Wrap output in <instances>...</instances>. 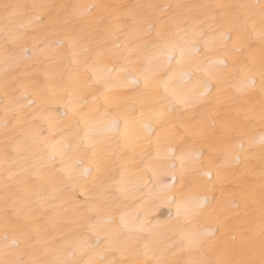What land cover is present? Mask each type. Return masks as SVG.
<instances>
[{"label": "snow or ice", "instance_id": "snow-or-ice-1", "mask_svg": "<svg viewBox=\"0 0 264 264\" xmlns=\"http://www.w3.org/2000/svg\"><path fill=\"white\" fill-rule=\"evenodd\" d=\"M0 65V264H264V0H0Z\"/></svg>", "mask_w": 264, "mask_h": 264}, {"label": "bare ground", "instance_id": "bare-ground-1", "mask_svg": "<svg viewBox=\"0 0 264 264\" xmlns=\"http://www.w3.org/2000/svg\"><path fill=\"white\" fill-rule=\"evenodd\" d=\"M26 3H32V2H41V0H24ZM44 2H65V3H76V2H85V3H188V2H196V3H241V2H255V0H44ZM103 63L111 66L110 61L104 57ZM3 71L2 65H0V72ZM177 89L184 94V98L189 102V106L186 108H181V111L186 112H194L195 111V101L196 97L201 91L198 84L193 80L191 84L188 83H180L179 79L176 83ZM125 91H130V89H116L113 92V96L115 98H119L123 95ZM3 100L2 95V83H0V101ZM25 150L31 149L33 152L36 150L37 145L32 143H26L24 146ZM3 169H4V162L2 157H0V181L3 179ZM256 172H257V178H258V172H259V161H256ZM124 182L128 187H134L139 182V175L135 169H129L124 173L123 176ZM151 187V185H149ZM65 207H68V205H65ZM63 210H61L62 212ZM174 212V209L169 208H161L159 213H157V217L160 220H166L168 218V215L170 213ZM63 218V217H62ZM68 219H72L71 213H69ZM61 227H76V225H64L61 224ZM193 228L197 229H203L207 227L206 224L203 222H197L193 221L192 225ZM0 236H2V231H0Z\"/></svg>", "mask_w": 264, "mask_h": 264}]
</instances>
